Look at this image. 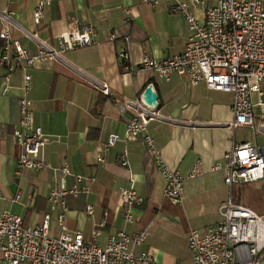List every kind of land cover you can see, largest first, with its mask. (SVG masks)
Listing matches in <instances>:
<instances>
[{
	"label": "crops",
	"instance_id": "crops-1",
	"mask_svg": "<svg viewBox=\"0 0 264 264\" xmlns=\"http://www.w3.org/2000/svg\"><path fill=\"white\" fill-rule=\"evenodd\" d=\"M37 1L0 0V11L9 12L8 35L29 54L36 52V46L25 32L55 48L64 30L87 24L95 41L66 50L55 60L35 61L28 70L33 124L48 141L40 150L41 168L25 169L18 176L14 172L19 147L12 141V127L19 119L15 99L20 75L16 70L10 74L8 89L0 94V211L18 215L30 227L39 225L46 213V234L57 237L59 210L51 211L47 192L64 191L79 176L82 180L76 185H84L85 191L63 198L65 230L79 232L83 242L100 247L117 232L131 239L144 231L143 239L128 243V248L133 255L145 252L158 264H192L185 240L188 231L217 223L218 207L226 197L264 221V180L223 185L222 160L231 144L245 141L257 145L264 159V129L228 126L231 93L206 89L203 83L190 85L174 73L167 81L157 80L153 71L138 67L142 55L159 60L183 50L188 30L182 15L170 12L169 4L160 0L153 7L140 0H51L34 24L31 12ZM214 1L197 0L186 13L201 20L202 11ZM261 6L264 11V0ZM110 33L112 40L107 39ZM121 49L126 51V69L116 57ZM2 73L0 68V87ZM149 83L157 96L154 109L159 117L147 121L145 134L159 159L183 177L195 161L200 163V175L182 183L178 204L162 196L164 181L142 134L129 141L122 137L131 112L119 113L116 106L138 97ZM252 99L256 102L259 96ZM254 113L255 124L264 122L258 106ZM108 134L118 139L105 147ZM121 154L126 166L119 164ZM97 155L102 161L96 160ZM127 186L143 198L132 208V222L121 216L117 191ZM86 206L91 207V215L86 214Z\"/></svg>",
	"mask_w": 264,
	"mask_h": 264
},
{
	"label": "built area",
	"instance_id": "built-area-1",
	"mask_svg": "<svg viewBox=\"0 0 264 264\" xmlns=\"http://www.w3.org/2000/svg\"><path fill=\"white\" fill-rule=\"evenodd\" d=\"M51 0H38L31 12V21L39 23L45 5ZM153 7L157 0H140ZM169 4L170 12L183 16L188 30L182 51L164 59H152L142 55L138 67L154 72L157 80L167 81L174 73L190 85L203 83L206 89L228 92L232 95L230 106L231 120L228 126L251 125L264 129V122L255 124L254 107L258 106L264 114V11L261 0H215L212 5L202 11L201 20L186 13L187 7L197 0H160ZM127 12V10H124ZM9 12L0 11V68L3 69L0 94L8 89L10 74L18 71L20 84L17 85V113L19 119L12 130V141L19 147L15 176L25 169L36 170L42 166L40 150L48 141L41 129L34 126L30 113L29 83L31 75L28 70L35 61H48L59 58L69 49L89 45L95 41V32L91 25L80 28H67L57 36V47H51L39 39L34 33H24L34 41L36 52L29 54L17 40L8 33ZM110 33L107 39L112 40ZM45 43V44H44ZM125 49L116 53L121 68L127 67ZM101 89L105 87L101 85ZM259 96L253 102L252 95ZM119 113L131 112L125 120L124 140H132L142 134L147 147L153 155V162L164 184L162 196L171 204H178L182 198L181 185L186 178L200 175V163L195 161L183 177L176 169H169L159 159L152 148V140L145 134L147 121L158 118L156 110L145 106L138 97L125 99L116 106ZM118 137L114 134L106 136L105 147L111 146ZM223 155V185L231 183L264 180V159L258 152L257 145L247 141L230 145ZM97 161H102L100 155ZM126 158L119 156V164L126 166ZM217 166H214L216 169ZM61 172L66 173L65 168ZM76 183L81 182L74 176ZM72 184L63 190L51 189L47 192L49 207L52 211L57 207L59 235L49 237L46 234L48 214L41 216V222L34 227L23 225L19 216L9 211H0V263L18 264H158L145 252L132 254L128 243L135 244L145 235L142 231L129 238L124 232H117L104 242V246L83 242L79 232L65 230L61 215L65 212L63 198L85 191L84 185ZM122 204L125 222H132V208L142 203V196L127 187L117 189ZM17 197V196H16ZM87 215L92 214L90 206H86ZM220 220L206 226L202 230L190 229L185 240L191 254L192 264H264V221L250 208L225 198L217 210ZM100 222L98 226H101ZM97 235L92 231V238Z\"/></svg>",
	"mask_w": 264,
	"mask_h": 264
},
{
	"label": "water",
	"instance_id": "water-1",
	"mask_svg": "<svg viewBox=\"0 0 264 264\" xmlns=\"http://www.w3.org/2000/svg\"><path fill=\"white\" fill-rule=\"evenodd\" d=\"M138 98L149 108L154 109L157 105V96H155L154 88L151 83L147 84L143 88V90L138 94ZM258 152L260 153V148H258Z\"/></svg>",
	"mask_w": 264,
	"mask_h": 264
},
{
	"label": "rangeland",
	"instance_id": "rangeland-1",
	"mask_svg": "<svg viewBox=\"0 0 264 264\" xmlns=\"http://www.w3.org/2000/svg\"><path fill=\"white\" fill-rule=\"evenodd\" d=\"M262 251H263V257H264V248H263V250H262Z\"/></svg>",
	"mask_w": 264,
	"mask_h": 264
}]
</instances>
